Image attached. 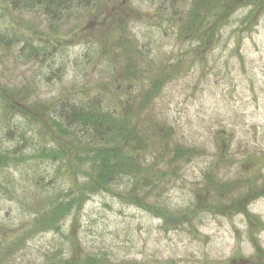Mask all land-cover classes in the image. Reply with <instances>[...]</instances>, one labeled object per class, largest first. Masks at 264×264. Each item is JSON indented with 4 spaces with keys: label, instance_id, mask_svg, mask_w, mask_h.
<instances>
[{
    "label": "rangeland",
    "instance_id": "1",
    "mask_svg": "<svg viewBox=\"0 0 264 264\" xmlns=\"http://www.w3.org/2000/svg\"><path fill=\"white\" fill-rule=\"evenodd\" d=\"M94 1L0 0V264H264V0ZM86 99L126 104L150 171L89 189L93 147L49 124Z\"/></svg>",
    "mask_w": 264,
    "mask_h": 264
},
{
    "label": "trees",
    "instance_id": "2",
    "mask_svg": "<svg viewBox=\"0 0 264 264\" xmlns=\"http://www.w3.org/2000/svg\"><path fill=\"white\" fill-rule=\"evenodd\" d=\"M94 0H21V5L26 4L27 7L40 6L45 13L51 16H59L60 13L68 7L89 8L93 5ZM97 0L94 1V3ZM104 3L97 4L92 9L94 18L97 19L103 10ZM102 99V98H101ZM126 105V104H125ZM124 105L121 111L122 115L117 114V111H107L100 104L98 99H86L83 101L70 102L62 106L58 110L55 109V115L51 117L49 124L53 128L51 131L57 133L58 130H63L70 135L73 134L82 140L85 137V142L91 150L88 154L78 155L77 160L90 161V169L92 178L88 184L91 191L105 187V184L114 180L117 174L137 172L139 170L150 171L148 167H143L139 161L137 153L133 154L118 146L117 138L124 133L132 130L127 124L126 116L129 115L128 109ZM60 132V131H59ZM55 138L56 136L53 135ZM104 144V145H103ZM63 148H55L54 146H45L40 150L41 154H51L52 156L61 155ZM17 156L13 152L0 151V166L3 164L14 163ZM79 188V189H78ZM74 188V195L69 194V202L78 204L81 200V193L88 189ZM71 205L68 206L70 208ZM55 208L60 210L58 206ZM52 215V213L50 214ZM49 215V216H50ZM45 218V221L49 217Z\"/></svg>",
    "mask_w": 264,
    "mask_h": 264
}]
</instances>
